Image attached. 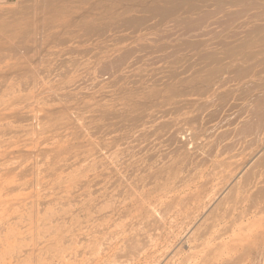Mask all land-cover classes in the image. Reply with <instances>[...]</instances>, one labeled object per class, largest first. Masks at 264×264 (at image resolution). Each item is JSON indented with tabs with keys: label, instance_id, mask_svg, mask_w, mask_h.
<instances>
[{
	"label": "rangeland",
	"instance_id": "374dc122",
	"mask_svg": "<svg viewBox=\"0 0 264 264\" xmlns=\"http://www.w3.org/2000/svg\"><path fill=\"white\" fill-rule=\"evenodd\" d=\"M59 1L0 0V264H264V0Z\"/></svg>",
	"mask_w": 264,
	"mask_h": 264
},
{
	"label": "bare ground",
	"instance_id": "6f19581e",
	"mask_svg": "<svg viewBox=\"0 0 264 264\" xmlns=\"http://www.w3.org/2000/svg\"><path fill=\"white\" fill-rule=\"evenodd\" d=\"M52 1H55V0H52ZM56 1H57V0H56ZM76 1H78V0H76ZM82 1H84V0H82ZM96 1H97V0L94 1V4L97 5L99 2H98V3H95ZM102 1H105V0H102ZM102 1L100 0V2H102ZM111 1H112V0H111ZM167 1H168V0H167ZM169 1H170V0H169ZM181 1H182V0H181ZM59 2H62V0L59 1ZM64 2H65V0H64ZM85 2H86V1H85ZM87 2H90V0H88ZM92 2H93V1H92ZM105 2H107V1H105ZM105 2H102V3H105ZM112 2L114 3V1H112ZM112 2H110V3H112ZM170 2H172L171 6H170L171 9H172V8H175V6H177V5H179V4L181 3V2H179V4L176 5L177 0H171ZM74 3H75V5L78 4V2H77V4H76L75 1H74ZM74 3H73V4H74ZM82 3L84 4V2H82ZM82 3H80V4H82ZM115 3H116V2H115ZM115 3H114V4H115ZM57 4H58V2H57ZM68 4H71V5H72L71 2L68 3ZM80 4H79L78 6H80ZM92 4H93V3H92ZM92 4L90 3L89 6H87V7H89V8H86V9H89V11H90V9L93 10V9L95 8V5H94V7H91V8H90V6H91ZM100 4H101V3H100ZM100 4H99V5H100ZM105 4H106V3H105ZM108 4H109V2H108ZM114 4H113V5H114ZM169 4H170V3H169ZM61 5H62V3H61ZM84 5H86V3H85ZM106 5H107V4H106ZM106 5L104 6L105 8H106ZM109 5L111 6V4H109ZM115 5H117V3H116ZM66 6H67V5H66ZM68 6H70V5H68ZM68 6H67V7H68ZM73 6H74V5H73ZM110 6L108 7V5H107L108 10H110V9H109ZM97 7H98V6H97ZM97 7H96V8H97ZM104 7H103V8H104ZM60 8H61V6H60ZM62 8H63V6H62ZM62 8H61V11L63 12L64 10H62ZM71 8L73 9V7H71ZM71 8H70V9H71ZM78 8H79V7H78ZM78 8H77V10H78ZM82 8H83V7H82ZM82 8H81V9H82ZM99 8H100V7H99ZM99 8H98V9H99ZM105 8H104V9H105ZM115 8H116V7L114 6V9H115ZM161 8H162V7H161ZM164 8H166V7H164ZM167 8H168V7H167ZM170 8H168V10H169ZM63 9H64V8H63ZM74 9L76 10V8H74ZM74 9H73V10H74ZM98 9H97V10H98ZM58 10H60V9L58 8ZM58 10H57V11H58ZM77 10H76V12H77ZM95 10H96V9H95ZM95 10H94V11H95ZM97 10H96V11H97ZM157 10L160 11L161 9L157 8ZM165 10H166V9H165ZM168 10H167V11H168ZM79 11H80V10H79ZM83 11H84V10H83ZM89 11H88V13H91V12H89ZM96 11H95V12H96ZM161 11H162V13H163L164 10H161ZM161 11H160V12H161ZM71 12H73V11H71ZM74 12H75V11H74ZM85 12H86V11H85ZM92 12H93V11H92ZM64 13H65V12H64ZM64 13H63V15L66 16V18H67V17H68L67 14L65 13V14H66V15H65ZM80 13H81V12H80ZM83 13H84V12H83ZM93 13H94V12H93ZM54 14H55V13H54ZM56 14H59V13H56ZM56 14H55V16H56ZM74 14H75V13H74ZM78 14H79V13H78ZM86 14H87V13H86ZM70 15H71V14H70ZM88 15H89V14H88ZM58 16H59V15H58ZM61 16H62V14H61ZM71 16H72V15H71ZM71 16H70V17H71ZM76 16H77V15H75L74 17H76ZM78 16H79V15H78ZM72 17H73V16H72ZM72 17H71V18H72ZM74 17H73V18H74ZM56 18H58V20H60L59 17H56ZM56 18H55V19H56ZM63 18H65V17H63ZM53 20H54V19H53ZM58 20L56 19V21H58ZM54 21H55V20H54ZM64 21H65V19H64ZM66 21H67V20H66ZM66 21H65V22H66ZM68 21H70V18H69ZM68 21H67V22H68ZM26 22H27V21H26ZM59 23H60V22H59ZM61 23H62V20H61ZM61 23H60V24H61ZM27 24H28V22H27ZM27 27H28V26H27ZM263 29H264V27H263ZM263 29L258 28L257 31H259V30L261 31V30H263ZM189 197H191V196H189ZM191 200H192V199H191ZM188 201H189V200H188ZM172 209H173V208H172ZM165 210H166V209H165ZM168 210H169V209H168ZM177 212H178V211H177ZM178 213H179V212H178ZM164 214H165V213H164ZM162 216H163V215H162ZM234 228H235V227H234ZM231 229H232V228H231ZM229 230H230V229H229ZM229 230H228V228H227L226 233L232 232L233 229H232L231 231H229ZM228 231H229V232H228ZM258 231H259V230H258ZM261 231H262V230H261ZM257 233H259V232H257ZM221 234H222V233H221ZM223 235H225V234H223ZM251 235H252V234H251ZM251 235L249 234V236H251ZM259 235L261 236L262 234H258V236H259ZM247 236H248V235H247ZM256 236H257V235H256ZM256 236H255V237H256ZM252 237H253V236H252ZM258 238H259V237H258ZM259 239H261V238H259ZM256 240H257V239H256ZM260 242H261V241H260ZM263 242H264V240H263ZM261 245H263V244L261 243ZM262 252H264V250H262ZM260 253H261V252H260ZM196 254H197V253H196ZM196 258H197V256H196ZM205 259H206V258H205ZM202 261H203V259H202ZM212 261H213V260H212ZM183 262H184V261H183ZM200 262H201V261H200ZM206 262H207V260H206ZM206 262H205L204 264H206ZM195 263H196V262H195ZM209 263H210V262H209ZM209 263H208V264H209ZM211 263H212V262H211ZM198 264H199V263H198Z\"/></svg>",
	"mask_w": 264,
	"mask_h": 264
}]
</instances>
